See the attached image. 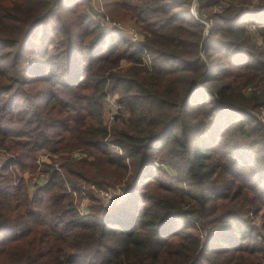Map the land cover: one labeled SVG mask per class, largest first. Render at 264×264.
<instances>
[{"label":"trees","instance_id":"trees-1","mask_svg":"<svg viewBox=\"0 0 264 264\" xmlns=\"http://www.w3.org/2000/svg\"><path fill=\"white\" fill-rule=\"evenodd\" d=\"M192 2L103 0L141 29L134 43L102 30L88 0H0V264H264L249 217L263 211L264 231V124L253 113L264 90L245 92L264 86V0H197L206 36ZM109 91L128 114L110 134L121 156L104 143ZM77 147L95 156L67 157ZM157 161L173 175L157 177ZM37 169L46 180L29 194L21 174ZM80 182L125 196L106 205L88 191L81 213Z\"/></svg>","mask_w":264,"mask_h":264},{"label":"rangeland","instance_id":"rangeland-1","mask_svg":"<svg viewBox=\"0 0 264 264\" xmlns=\"http://www.w3.org/2000/svg\"><path fill=\"white\" fill-rule=\"evenodd\" d=\"M235 2L239 1V0H234ZM247 3L251 6H253L254 8L258 5V2H261V0H246ZM103 0H101L99 2V8L98 10H96L95 8L97 7L96 4L92 1V0H88V5L91 8V12L95 13V11H101V8L103 10V13H105L111 20L117 21L119 22L125 29H128L129 27H133L136 26L138 28V26L132 21V20H122V19H117V18H111L110 15H108L103 6H102ZM221 5L225 3L221 2ZM245 5V4H244ZM218 7H214L212 8L213 10L218 11L217 9ZM95 10V11H94ZM89 11V10H88ZM204 13L206 14V16L208 15V11L207 10H203ZM92 18L96 21L95 16L93 14ZM97 22V21H96ZM246 26L248 28H251L252 30H254V26L251 24V22H247ZM111 32V31H108ZM140 32L142 33L141 29ZM113 33V32H111ZM115 34H120V33H115ZM127 39H129V37L127 35H125ZM143 36V33H142ZM258 39V38H257ZM255 40V45L256 47H258V49L263 53V59H264V45L261 43L260 40ZM130 40V39H129ZM143 40V39H142ZM131 41V40H130ZM123 62L125 63L123 65ZM130 65L129 62L122 60L120 63V68L121 69H125ZM151 65H152V61H151ZM252 88V90L256 89V94H260L263 90H264V86H260L259 84L257 85L256 83L251 84L250 86ZM252 93V92H251ZM250 94H248L249 96ZM116 105L115 109H113L112 111L115 113V119H113L112 122L107 121L109 114H110V110L113 108V106ZM254 115L259 119V121L264 124V107L263 108H257L254 112ZM128 116L126 110L119 104L118 102V92L115 91H109L107 94V97L105 99L104 105H103V110H102V120H103V124L105 125V127L107 128V131L109 133V137L106 138L104 140V143H106L107 145V149L109 150V152L111 153V155L114 156H121L122 152L120 153L118 148L116 147V145L110 144V134L113 131V129L119 127L121 125V122L126 119ZM7 155V154H6ZM6 155L4 154V150L0 149V161L3 163ZM66 156V155H65ZM95 156V152L93 150H91L90 148H72L68 153H67V157H70L73 160H79V159H83L86 158L87 160H92L93 157ZM37 161L39 164L41 163H50L51 161V155L46 152V151H40L37 155ZM54 159H56L54 156ZM155 165L158 168L163 169V171L165 172V174L161 175L159 173H157V177L166 179L165 175L170 176L173 175L172 170L165 166L164 164H162L161 162L157 161L155 163ZM21 176L27 181V189H28V193L32 194L36 188V186H40L44 183V181L46 180V175L43 174L40 170H35L34 172L30 173V172H24L23 174H21ZM88 191H91L92 194L95 195V197H97L100 201H102L104 204L108 205L111 203V199L114 196L120 195L121 194V190L119 187L114 186H106L103 189H101L100 191H97L95 188L86 185L83 182L79 183V194L76 195L77 198V206H78V210L81 213H88L89 208H90V200L88 199ZM124 194H121V198H124ZM263 212V211H262ZM262 212H259L258 215L256 216H249L252 218V224L253 226L257 229V231H259V233L261 234V236L264 237V231L260 228V224H261V218L260 215ZM199 236H200V232H199ZM200 237H203L202 239H204V235H201Z\"/></svg>","mask_w":264,"mask_h":264},{"label":"built area","instance_id":"built-area-1","mask_svg":"<svg viewBox=\"0 0 264 264\" xmlns=\"http://www.w3.org/2000/svg\"><path fill=\"white\" fill-rule=\"evenodd\" d=\"M95 4H96V10H98L99 8V2L101 0H92ZM95 11V10H94ZM191 12L192 15L204 26V30H203V35L206 36L209 32L210 26H211V19H207L206 14L204 13L203 10L199 9V5L197 0H193L192 5H191ZM95 16V19L97 21L98 26L102 29V30H106V31H111L113 33H120L122 35H127L129 37V39L134 42V43H138L141 42L143 39V36L140 32V29L137 28L136 26L133 27H129L128 29H125L119 22L111 20L105 13H103V10L101 8V11H95V13H93ZM247 29L249 31H253L251 28ZM141 62L143 65H145L146 67H150L151 66V57L150 55L144 51V54L141 56ZM252 90V88L250 86L245 88V92L249 93ZM116 105L113 106V108L110 110V114L109 117L107 119V121L112 122L113 119H115V113L112 111L113 109H115ZM117 147V146H116ZM119 152L121 153V150L119 149V147H117ZM2 165V162L0 161V167Z\"/></svg>","mask_w":264,"mask_h":264},{"label":"crops","instance_id":"crops-1","mask_svg":"<svg viewBox=\"0 0 264 264\" xmlns=\"http://www.w3.org/2000/svg\"><path fill=\"white\" fill-rule=\"evenodd\" d=\"M125 63L123 62V65H124Z\"/></svg>","mask_w":264,"mask_h":264}]
</instances>
